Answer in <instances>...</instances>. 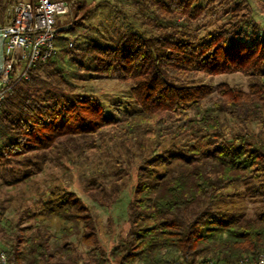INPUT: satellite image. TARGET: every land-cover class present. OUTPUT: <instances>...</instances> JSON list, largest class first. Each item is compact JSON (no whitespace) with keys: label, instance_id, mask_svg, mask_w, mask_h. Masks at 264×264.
I'll return each instance as SVG.
<instances>
[{"label":"trees","instance_id":"trees-1","mask_svg":"<svg viewBox=\"0 0 264 264\" xmlns=\"http://www.w3.org/2000/svg\"><path fill=\"white\" fill-rule=\"evenodd\" d=\"M135 5L138 25L88 38L79 31L88 6L73 0L56 54L16 78L0 103L2 182L20 181L5 178L13 162L27 178L49 152L115 150L113 173L126 181L119 174L83 190L106 206L127 187L126 233L107 252L98 248L81 197L51 192L44 217L69 225L57 233L19 217L3 239L7 264H239L242 257L256 264L264 251V28L240 0ZM3 12L0 0V24ZM229 72L244 74L247 89L201 79ZM85 74L126 83L139 109L122 118L108 113L77 90L74 81ZM244 196L262 203L250 215L235 205ZM72 234L95 249L93 257L75 252Z\"/></svg>","mask_w":264,"mask_h":264},{"label":"rangeland","instance_id":"rangeland-1","mask_svg":"<svg viewBox=\"0 0 264 264\" xmlns=\"http://www.w3.org/2000/svg\"><path fill=\"white\" fill-rule=\"evenodd\" d=\"M11 2L2 0L4 9ZM84 2L86 7L88 6V10L79 31L88 38L115 37L117 31L123 26H135L141 20L135 0H84ZM97 2L100 3L99 7H95ZM240 2L243 12L264 28V1L240 0ZM68 14L72 19V9ZM66 20L68 17L62 18L61 23ZM201 79L212 85L225 82L243 89H247L248 82V78L240 72L202 76ZM74 82L77 90H88L108 113L115 116L122 118L127 113L139 109L130 95L127 84L115 78H99L85 74ZM116 154L117 152L113 150L110 154L104 152L102 156H91L84 153L83 156L78 157L75 154L56 156L55 151L49 152L44 158L35 159L37 165L31 168L33 173L27 178L22 177L24 166L18 162L11 163L13 175L7 174L5 178L7 180L18 178L20 181L15 184H7L0 179V249L4 247V237L11 231L10 225L17 222L19 217L22 218L23 224H35L37 221L43 220L49 224L51 231L57 233L61 227L69 225L56 216L44 217L42 211V204L49 200L51 192L57 194L61 193L63 189H68L76 192L89 207L95 219L96 245L107 252L125 235L127 230L129 193L125 186L129 184H125V189L121 191L120 195L106 206L100 205L90 198L84 192L83 187L91 181L102 180L107 184L115 176L122 174V171L117 174L113 173ZM122 176L123 181H126L124 174ZM261 204L258 199L248 196L235 201V205L249 215ZM67 240L74 241L75 252L82 254V257H93L92 253H95V249H90L91 247L84 243H78L74 234L68 236Z\"/></svg>","mask_w":264,"mask_h":264},{"label":"built area","instance_id":"built-area-1","mask_svg":"<svg viewBox=\"0 0 264 264\" xmlns=\"http://www.w3.org/2000/svg\"><path fill=\"white\" fill-rule=\"evenodd\" d=\"M72 2L14 0L5 7L0 24L3 36L0 103L16 78L26 77L29 68L56 54L59 30L67 24L61 20L69 13ZM68 44L71 45V40ZM0 264H7L3 249H0ZM239 264H247V257H242ZM256 264H264V251L258 255Z\"/></svg>","mask_w":264,"mask_h":264},{"label":"water","instance_id":"water-1","mask_svg":"<svg viewBox=\"0 0 264 264\" xmlns=\"http://www.w3.org/2000/svg\"><path fill=\"white\" fill-rule=\"evenodd\" d=\"M2 44H3V36L0 32V64L2 62Z\"/></svg>","mask_w":264,"mask_h":264}]
</instances>
